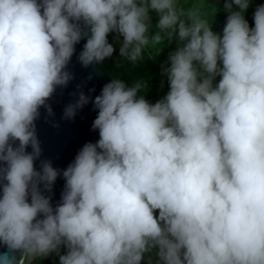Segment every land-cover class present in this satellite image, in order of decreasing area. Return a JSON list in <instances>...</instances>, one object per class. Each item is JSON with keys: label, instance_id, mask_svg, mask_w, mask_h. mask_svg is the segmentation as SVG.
I'll return each instance as SVG.
<instances>
[{"label": "clouds", "instance_id": "1", "mask_svg": "<svg viewBox=\"0 0 264 264\" xmlns=\"http://www.w3.org/2000/svg\"><path fill=\"white\" fill-rule=\"evenodd\" d=\"M218 2L0 0V264H264V4L251 27V0H224L217 33ZM112 33L133 63L176 42L169 91L150 103L144 81L117 78L72 93L63 118L91 102L99 139L58 169L41 159V108L54 116L76 45L87 68Z\"/></svg>", "mask_w": 264, "mask_h": 264}, {"label": "water", "instance_id": "2", "mask_svg": "<svg viewBox=\"0 0 264 264\" xmlns=\"http://www.w3.org/2000/svg\"><path fill=\"white\" fill-rule=\"evenodd\" d=\"M85 42L86 40H81L76 45V52L68 66V70L73 73L74 79L70 81L66 88H58L49 101L54 116L48 117L46 110L41 108V117L36 121L37 134L42 148L41 159H50L53 166L58 169L66 168L85 143H95L99 139L98 130L94 131L92 129L97 111L91 102L85 105L83 109L78 110L74 119L63 118L64 108L69 103H74L77 98L72 93L82 90L85 94L94 98L100 94L102 87L112 80L99 64H93L85 68L79 63L77 57ZM90 76L91 79H89ZM77 85L82 87L78 89ZM131 86L133 84L129 87ZM91 89H95V91H90ZM55 124L59 126L55 127ZM28 150L31 151V148ZM36 166L39 167V161L36 162ZM63 187L64 180L59 177L53 189L54 205L60 200Z\"/></svg>", "mask_w": 264, "mask_h": 264}, {"label": "trees", "instance_id": "3", "mask_svg": "<svg viewBox=\"0 0 264 264\" xmlns=\"http://www.w3.org/2000/svg\"><path fill=\"white\" fill-rule=\"evenodd\" d=\"M224 0H219L217 12L213 20V30L217 33H222L223 27L226 23L227 12L223 9ZM264 4V0H251L250 6L245 13V18L251 27H254L253 13L257 6ZM235 7V6H234ZM116 40V34L109 35V42L113 43ZM120 44L114 45L116 49L113 55L107 58L99 65L104 69L111 79H121L127 86L134 85L138 81H144L145 87L141 90L139 95L144 96L150 103H155L162 99L169 91V84L167 77L162 75V64L156 60L154 53L150 55V50L145 51L143 59L133 63L119 54ZM177 44H174L171 51H174ZM167 57V56H165ZM168 58V57H167ZM219 77L217 78L218 82ZM148 257H145V264H147ZM34 264H59V258L54 255L48 259H37Z\"/></svg>", "mask_w": 264, "mask_h": 264}, {"label": "rangeland", "instance_id": "4", "mask_svg": "<svg viewBox=\"0 0 264 264\" xmlns=\"http://www.w3.org/2000/svg\"><path fill=\"white\" fill-rule=\"evenodd\" d=\"M151 16H152V24H153V28H152L151 31H152V34H154V32L156 30L155 29V24L158 21V16H157V14L155 12H152L151 13ZM121 40H122V37L120 39H117L116 38V40L114 42V45H117L118 46L120 44L119 42ZM174 44H176L175 41H173L171 43H166L162 47V49L159 52V54H157V53L154 52V55H156V60L159 61L162 65H166L167 64V62H168V58L167 57L169 56V53L172 52L171 51V48H173ZM165 56H167V57H165Z\"/></svg>", "mask_w": 264, "mask_h": 264}, {"label": "built area", "instance_id": "5", "mask_svg": "<svg viewBox=\"0 0 264 264\" xmlns=\"http://www.w3.org/2000/svg\"><path fill=\"white\" fill-rule=\"evenodd\" d=\"M55 254H53V255H51V256H49L48 258H51L52 256H54ZM48 258H46V259H48Z\"/></svg>", "mask_w": 264, "mask_h": 264}]
</instances>
